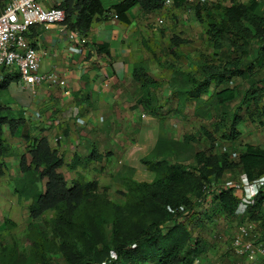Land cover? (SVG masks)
<instances>
[{
    "label": "trees",
    "instance_id": "1",
    "mask_svg": "<svg viewBox=\"0 0 264 264\" xmlns=\"http://www.w3.org/2000/svg\"><path fill=\"white\" fill-rule=\"evenodd\" d=\"M184 2L173 0L172 4L180 7ZM59 6L66 11L69 28L81 33H87L99 17H106L107 11L114 10L120 20L129 22L128 11L134 6L144 12L166 8L165 0H121L111 9H106L102 0H65ZM218 8V17L213 18L209 13L205 32L216 51L213 55L217 57L218 51L224 54L220 62L215 63L218 58L210 59L205 55L196 72L175 63L168 64L173 69L170 86L180 99L179 109L182 110L188 100L196 99L195 114L213 120V129L200 126L196 132L185 133L178 140L160 136L151 154L142 158L154 172L153 180L126 178L123 203L101 192L97 180H87L82 174L69 186L60 170L63 156L52 148L46 137H36L28 147L29 158L26 155L21 158L22 174L14 186L19 198L31 200L27 235L32 248L26 253L17 243L0 246V264H60L55 259L57 254L68 264H193L201 244L194 236V224L204 218L214 219L216 213L237 218V199L232 189L215 194L207 208L206 202L200 201L203 187L222 178L225 170L231 168H241L250 178L264 173V147L247 144L239 158L231 160L226 153L220 156L211 150H195L193 145L205 137L213 146L218 132L222 139H238L243 105L256 107L259 104L263 87L253 84L236 105L235 89L219 87L233 77L243 76L247 70L252 71V67L243 68V60L248 55L250 40L264 39V0H234ZM186 39L171 38L168 48L172 54L182 55L177 47ZM144 45L155 52L148 41L145 40ZM259 55L264 57V44L259 48ZM134 77L146 93L139 102L156 112L149 87L158 80L149 73L145 60L135 65ZM212 84L215 87L211 90ZM262 112L264 114V104ZM6 123L12 134H16L19 127L18 119L0 114V175L5 172L9 148L3 135ZM160 156L173 157L177 162L160 159ZM191 158L194 163L189 162ZM184 161L186 165L182 164ZM214 203L218 211L212 208ZM199 208L203 216L198 213ZM50 211H54L55 216L49 221L44 215ZM186 211L193 216L189 224L182 220ZM246 216L247 220L244 216L242 221L258 222L256 227L264 239V195L258 196ZM39 220L41 222H37ZM107 224L111 226L110 233H107ZM13 226L15 221L11 218H0V231Z\"/></svg>",
    "mask_w": 264,
    "mask_h": 264
},
{
    "label": "crops",
    "instance_id": "2",
    "mask_svg": "<svg viewBox=\"0 0 264 264\" xmlns=\"http://www.w3.org/2000/svg\"><path fill=\"white\" fill-rule=\"evenodd\" d=\"M9 1L0 0V7ZM62 2L49 0L45 6ZM136 7L139 6L128 11L129 22L109 15L111 11H107L106 17L96 19L87 33L69 26L63 31L58 25L37 24L30 28L29 40L42 51L41 71H57L66 79L65 86L27 84L16 71L0 65V114L19 120L16 134H12L8 123L3 125L4 138L13 150L5 157V171L16 166L20 169L22 156L29 158L28 147L33 139L46 137L52 148L64 158L60 170L69 186L82 174L87 180H97L101 192L123 203L126 199L122 182L125 176L131 175L138 181L153 180L155 174L142 158L151 154L160 136L178 140L185 133L197 131L188 130L185 122L192 116L203 119L195 114L196 99L188 100L180 110V99L170 86L173 69L167 65L164 67V62L168 57L182 69L196 72L197 61L205 51H201L195 41L189 51L181 48L180 57L169 52V48H163L162 52L161 47L152 46L153 53L145 47V40L170 42L173 35L168 37L170 32L166 35L159 33L156 26L161 25L153 19L156 26L152 27L151 12L137 14L139 8ZM262 44L264 39H251L247 46L248 55L244 57L243 68L252 67V71L247 70L243 76L233 77L219 87L235 89L234 105L253 84L264 90V57L259 55ZM218 53L222 55V51ZM219 55L215 63L220 62ZM141 59L147 63L149 73L158 80L149 87L157 109L154 113L139 102L146 95L141 82L134 77L135 65ZM214 87L212 84L211 90ZM263 104L264 93L256 107L243 105V120L238 124L239 138L229 140L231 146L224 152L219 146L211 148V152L226 153L229 159L237 160L247 144L264 147ZM78 118H83L85 123L80 124ZM217 142L219 140L214 143ZM89 158L90 161H86ZM189 162L194 163V159ZM241 172H244L241 168L227 169L222 177L239 176ZM18 174L15 180L21 172ZM26 201L29 208L31 200ZM212 208L218 211L216 203ZM199 209L198 213L202 215L203 210ZM236 221L237 218L217 213L214 219L197 221L194 236L201 244L193 261L198 260V264H233L223 247L225 241L234 235ZM219 233L223 238H219Z\"/></svg>",
    "mask_w": 264,
    "mask_h": 264
},
{
    "label": "built area",
    "instance_id": "3",
    "mask_svg": "<svg viewBox=\"0 0 264 264\" xmlns=\"http://www.w3.org/2000/svg\"><path fill=\"white\" fill-rule=\"evenodd\" d=\"M49 0H10L0 7V65L10 71H16L27 84H47L65 86L66 79L57 71H41L42 51L28 38V32L34 25H58L64 31L68 29L66 11L60 4L45 6ZM65 1V0H63ZM199 3L215 0H196ZM173 0H165V7ZM117 16L115 11L109 15ZM158 25H163V17H157ZM74 49H80L74 47ZM84 124L83 118H78ZM232 189L237 205L235 209L236 230L231 239L225 241L224 253L231 257L233 264H264V239L256 223L242 221L258 200L264 195V173L250 178L245 172L238 177L220 178L205 184L200 201L212 203L215 194L223 189ZM193 216L185 212L182 220L188 224ZM219 238L223 235L219 234ZM193 261V264H198ZM107 264V263H104Z\"/></svg>",
    "mask_w": 264,
    "mask_h": 264
},
{
    "label": "rangeland",
    "instance_id": "4",
    "mask_svg": "<svg viewBox=\"0 0 264 264\" xmlns=\"http://www.w3.org/2000/svg\"><path fill=\"white\" fill-rule=\"evenodd\" d=\"M120 1L121 0H102L103 5L106 9H111L114 4ZM238 1L248 2L249 0H238ZM231 2H234V0H219L218 2L208 1L205 2L206 4H198L196 0H185L183 5H181L180 7L176 6L175 3L170 4L163 10L150 13L152 14L151 15L152 27L155 28L156 25H154L155 24L154 20L157 19V17H163L164 19L163 25L156 26L159 33L166 35L168 32H170L171 34L168 35V37H171V35H173L178 38H187L186 42H183L180 45H178L177 47L178 52L181 51V48H183L186 51H189L191 49V46L195 45V41H198L197 43L198 48H200L201 51H205L204 53H202L200 59L197 61V64L199 65V63L205 58L204 57L205 55H207V58L210 59L217 58L213 55L214 50L212 49L213 47H211L212 46L211 43H209V41L206 39L207 35L205 30L207 26L206 22L210 21L209 13L212 14L213 18H216L219 15L218 6L223 4H228ZM136 8H139V10L136 11L137 14H139V12H143V14H146V12H144L140 7H136ZM193 35L196 36L197 38L193 39L192 37ZM184 36H188V37H184ZM153 40L154 39H152L151 41V39H149L148 43L154 48L161 47L162 52H164L163 48H168L171 42V40L170 42L168 40L169 43L166 41H161L160 43H154L155 41ZM222 56H224L223 53L222 55H219V58ZM169 63H173V61H171V59L166 57L164 62V67L165 65L168 66ZM185 122H187L188 130L195 131L196 129L198 130V128L203 125H205L207 128L213 129V120L209 118L198 119L196 116H192L189 120H185ZM215 136H216V140H219V142L214 143L213 146L211 145L210 140L205 137L196 141L193 146H195L197 150H210L215 146H219L221 150H223L222 152H224V150H227V147L229 148L231 146L230 141L223 140L219 133H215ZM11 152H13V150L8 148L6 156H8ZM218 152H220V150ZM217 154L220 156L222 155V153H217ZM168 159L172 163L177 162L176 159H174L173 157H168ZM186 162L184 161L182 162V164L186 165L187 164ZM16 167L11 169H6L4 174L0 175V218H11L12 220L15 221V226L7 230L0 231V246H4L8 244L13 245L14 243H17L22 251H26V253H30L32 246H31V241L28 239L27 234H28L31 217L28 210V202L26 201L25 198H19L18 194L14 191V186L16 182L15 176H18L19 175L18 173L20 172V169ZM127 174L130 175L131 172H128ZM147 177L146 178L143 177V179L147 180ZM150 177L151 176H149L148 178ZM234 177H238V176L235 174ZM126 178L133 179L131 175L125 176V178L122 181L123 185L125 184L124 182ZM204 206L208 208V205H204ZM209 208H211L210 205ZM54 216H55L54 211H50L44 215L45 219L49 221ZM37 222H41V221L39 220ZM110 231H111V226L110 224H107V233H110ZM229 239L231 238H228V240ZM55 259L59 261L60 264H67L65 263V259L61 254H57L55 256Z\"/></svg>",
    "mask_w": 264,
    "mask_h": 264
}]
</instances>
